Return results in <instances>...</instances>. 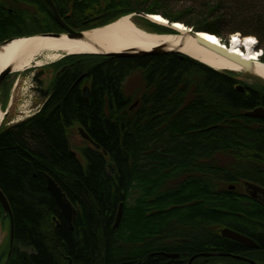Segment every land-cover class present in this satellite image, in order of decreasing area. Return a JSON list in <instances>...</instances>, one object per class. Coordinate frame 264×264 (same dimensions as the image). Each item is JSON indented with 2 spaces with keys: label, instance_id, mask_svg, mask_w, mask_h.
Masks as SVG:
<instances>
[{
  "label": "trees",
  "instance_id": "trees-1",
  "mask_svg": "<svg viewBox=\"0 0 264 264\" xmlns=\"http://www.w3.org/2000/svg\"><path fill=\"white\" fill-rule=\"evenodd\" d=\"M52 1L73 29L129 14L160 15L223 42L253 36L264 50V0ZM59 32L47 0H0V44ZM43 75L36 76L40 84ZM135 75L139 86L128 93ZM240 83L178 54L89 55L64 69L40 90L36 113L14 124L8 113L0 126V189L14 226L10 263L181 264L198 253L233 249L220 230L242 229L245 219L236 216L244 212L229 186L264 175L254 169L264 165V119L245 116L264 107V89L246 84L241 93ZM75 127L98 146L86 142L85 163L70 146ZM47 175L77 210L73 231L47 189ZM173 253L180 259L165 255Z\"/></svg>",
  "mask_w": 264,
  "mask_h": 264
},
{
  "label": "bare ground",
  "instance_id": "bare-ground-1",
  "mask_svg": "<svg viewBox=\"0 0 264 264\" xmlns=\"http://www.w3.org/2000/svg\"><path fill=\"white\" fill-rule=\"evenodd\" d=\"M137 18L139 17L123 16L110 24L86 29L82 40H72L63 36L62 38L36 37L10 42L0 49V74L8 68L12 69L11 73H19L34 67H45V65L58 63L65 56L96 55L100 52L120 53L128 50L150 52L158 46L168 50L179 49L185 56L216 71L240 73L244 70L242 66L198 46L195 38L188 36L191 31L182 23H176L173 26L180 31V36L157 35L150 32L159 31L148 28L142 21V17H140L141 23H138L141 28L136 26ZM152 20L159 24L171 25L162 16H154ZM142 28L146 30H141ZM202 36L244 60L254 62V72L264 78V62L260 59L262 55L253 51L257 43L255 37L247 36L242 39L240 34H234L229 40L230 46H226L219 38L207 34ZM5 113L0 106V124L3 122Z\"/></svg>",
  "mask_w": 264,
  "mask_h": 264
},
{
  "label": "water",
  "instance_id": "water-1",
  "mask_svg": "<svg viewBox=\"0 0 264 264\" xmlns=\"http://www.w3.org/2000/svg\"><path fill=\"white\" fill-rule=\"evenodd\" d=\"M47 2L49 3L52 13L56 19V21L59 23V25L61 26V28L64 30V32L62 33H45V34H39V35H33V36H26V37H16V38H11L8 40H5L2 44H0V49L6 45L9 44L10 42H13L15 40H23V39H30V38H36V37H42V38H62L63 36H66L69 39L72 40H82L83 38V34L85 33V31L87 30H81V31H75L73 28H71L70 26H68L64 19L59 15L54 3L52 0H47ZM126 16H138V17H142L146 20H148L149 22H151L154 25L163 27L165 29V32H150L151 34H157V35H174V36H180V31L176 30L175 28H173V26L178 23V22H174V23H170L167 19V21L171 24V25H163V24H159L157 22H154L152 20V17L154 16H160V15H147V14H129ZM125 17V16H124ZM121 18V17H120ZM163 18V17H162ZM165 19V18H164ZM110 24V23H109ZM136 24V23H135ZM136 26L139 27L138 24H136ZM141 28V27H139ZM188 28L191 32H189L188 36H191L193 38H195L196 44L206 50H209L235 64H238L240 66H242L244 68V70L240 73L237 72H232V71H226V72H230L234 75H240L242 77L243 80L250 82L252 84H256L258 86H260L261 88L264 89V78L259 76L258 74H256L253 70V63L251 61H247L244 60V58L238 56L237 54H233L232 52H230V50L227 49H223L220 46H218L217 44H215V42H213L212 40H208L206 38H203L202 35L207 34V35H211L214 36L216 38V35L207 33V32H195L193 31V29ZM141 30H146V29H141ZM148 32V31H147ZM242 39L244 37L240 36ZM220 40H222L221 38H219ZM183 45V44H182ZM226 46H230L229 42L228 44H226ZM253 51L255 53H260L262 56L260 59H262V57L264 56V50L258 49V46L255 45L253 47ZM167 54H178L182 57H185V55L179 50V49H171L168 50L167 48L163 47V46H158L157 48L151 50L150 52H146V51H141V50H135V51H125V52H120V53H105V52H100L99 54L96 55H92V56H104V57H117V58H134V57H141V56H155V55H167ZM187 57V56H186ZM12 69L8 68L7 70H5L4 72H2L0 74V85L3 81V79L5 78V76H7L9 73H11ZM239 80V79H238ZM240 81V80H239ZM237 86V91L238 92H245L246 91V84L247 82H242ZM85 97L86 99L89 98V91L88 89H85ZM134 105H137V103H135ZM7 112L5 113L4 117H6ZM246 117L249 118H254V119H264V107H258L252 111L246 112L245 113ZM2 124V122H1ZM0 124V126H1ZM78 132L80 134V136L87 142H89L90 144H92L94 147L98 148L97 145L94 144V142L92 141V139L90 138V136L84 131V129L79 128ZM47 179V189L50 192V194L54 197L58 208L60 210V213L63 217V219L65 220L66 224L69 226V228L71 230H73V222L77 217V210L76 208L72 205V203L68 200L66 194L62 191V189L58 186V184L50 177L47 175L46 177ZM249 188L253 189L256 192L261 193L262 195H264V190H262L261 188L253 185V184H246ZM0 206L3 209L4 213L9 217L10 220V244L12 247L13 244V235H14V226H13V216H12V210L11 207L5 197V195L3 194V192L0 189ZM122 214H123V208L122 205L119 208V212L116 218V224L115 227H117L122 219ZM54 221H56V219H53ZM221 235L222 237L226 238V239H231V240H235L237 242L243 243V244H247V245H253L247 238L243 237L242 235H239L238 233L225 228L223 230H221ZM170 258H177L178 255H168ZM198 256L193 257L190 261H193L194 259H196Z\"/></svg>",
  "mask_w": 264,
  "mask_h": 264
},
{
  "label": "flooded vegetation",
  "instance_id": "flooded-vegetation-1",
  "mask_svg": "<svg viewBox=\"0 0 264 264\" xmlns=\"http://www.w3.org/2000/svg\"><path fill=\"white\" fill-rule=\"evenodd\" d=\"M147 26V25H146ZM149 28V26H147ZM75 31H81L74 29ZM64 31V30H63ZM62 33V32H59ZM89 55L81 56H65L61 61L56 63L53 68L56 69L55 76L57 77L67 67L73 65V63L80 61L81 58L87 57ZM57 66V67H55ZM78 82L82 85V91L85 97V89L89 90V86L85 81L84 76L78 79ZM251 85V84H247ZM246 85V87H247ZM90 97V94H89ZM86 98V97H85ZM89 99V98H88ZM251 170V167H247ZM259 172H264V165L254 166ZM263 177V178H262ZM260 180V181H259ZM259 180L250 181L246 180L241 182L238 186L230 185L229 190L237 191L240 195L239 198H233L232 201H237L242 204V210L244 213L236 215L237 217L244 218L245 222L242 223V229H231L228 228L239 235L247 238L253 245H247L235 240L228 239L233 245V249H228L226 252L219 251H207L198 253L187 260L184 258L181 260V264H264V195L259 192L254 191L249 188L246 184H253L262 190H264V175L259 176ZM235 214H232V217ZM225 229V228H223ZM221 229V230H223ZM71 230V229H70ZM74 230V229H73ZM71 230V231H73ZM220 230V233H221ZM14 238L11 247L10 244V233L0 242V264H11L10 258L14 253ZM22 251H25L23 248ZM168 255H178L177 258H171L173 260L180 259L181 255L178 253L165 254ZM198 256L193 261H190L193 257ZM218 258H227V262L218 261ZM69 264H73L72 261Z\"/></svg>",
  "mask_w": 264,
  "mask_h": 264
},
{
  "label": "rangeland",
  "instance_id": "rangeland-1",
  "mask_svg": "<svg viewBox=\"0 0 264 264\" xmlns=\"http://www.w3.org/2000/svg\"><path fill=\"white\" fill-rule=\"evenodd\" d=\"M140 20L139 17L135 22L137 24L141 23ZM228 41L225 43H228ZM55 64L45 65V67L41 68L34 67L24 72L9 73L5 76L0 85V105L3 107L4 111H8L9 115L7 120L10 124L22 121L38 111L42 102L40 90L51 87L56 72L53 68ZM41 70H44V75L41 77L42 84L36 81V76H38ZM235 76L240 81L247 82L243 80L240 75ZM247 84L253 85L250 82H247ZM138 86L139 77L135 75L128 81L126 86L127 92L130 93L135 91ZM5 118L6 117H4V119ZM78 128L79 127H75L72 130L70 142L75 154L85 163V160L81 156V149L84 148L87 143L78 133ZM8 218L9 217L0 210V242L10 233V220Z\"/></svg>",
  "mask_w": 264,
  "mask_h": 264
},
{
  "label": "snow or ice",
  "instance_id": "snow-or-ice-1",
  "mask_svg": "<svg viewBox=\"0 0 264 264\" xmlns=\"http://www.w3.org/2000/svg\"><path fill=\"white\" fill-rule=\"evenodd\" d=\"M212 39H214V38H212ZM248 39H251V38H248Z\"/></svg>",
  "mask_w": 264,
  "mask_h": 264
}]
</instances>
